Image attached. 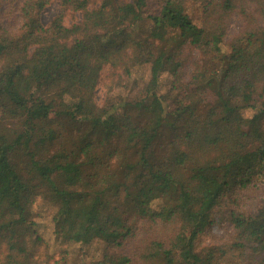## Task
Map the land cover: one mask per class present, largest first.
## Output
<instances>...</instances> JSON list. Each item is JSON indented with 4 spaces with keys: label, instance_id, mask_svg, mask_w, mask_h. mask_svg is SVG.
Segmentation results:
<instances>
[{
    "label": "trees",
    "instance_id": "1",
    "mask_svg": "<svg viewBox=\"0 0 264 264\" xmlns=\"http://www.w3.org/2000/svg\"><path fill=\"white\" fill-rule=\"evenodd\" d=\"M18 13L16 29L0 22V120L20 124L0 138V199L21 217L35 201L9 184L14 161L45 187L65 248L55 258L35 221L20 231L0 208V264H264V0H21ZM106 65V93L136 67L150 77L97 105ZM121 193L140 226L115 210ZM215 227L224 237L201 246Z\"/></svg>",
    "mask_w": 264,
    "mask_h": 264
},
{
    "label": "rangeland",
    "instance_id": "2",
    "mask_svg": "<svg viewBox=\"0 0 264 264\" xmlns=\"http://www.w3.org/2000/svg\"><path fill=\"white\" fill-rule=\"evenodd\" d=\"M21 0H1V8H0V22L7 29H16L20 24V16L18 13V5ZM129 1V0H127ZM130 3V2H129ZM126 4V6L121 10L120 16L124 17L131 10L130 4ZM193 3H190L192 6ZM189 11H192L188 8ZM57 12V4L55 2L49 4L44 8V10L40 13V21L43 24H48L50 20L53 18L54 14ZM193 13V12H192ZM69 22V18L67 19ZM240 29V19L237 16H233L229 23V30L227 40L236 34ZM190 65L187 66L186 71H190ZM110 72L111 68L106 65L102 68L100 72V77L98 84L96 86L94 92V100L97 105H102L105 98L107 96H122V95H137L140 89L146 84L147 80H149V66L136 67L133 69V72L127 82V87L125 88H116L111 91V93H106V85L110 82ZM168 78L165 76L162 77L161 82L159 84L160 94L164 93L169 84ZM20 130V124L18 122L12 120H0V138L2 135H5L6 132L10 135V137L14 138L16 133ZM11 174L9 176V184L14 185L13 174L16 177H19V180L24 185L25 191H22V199L20 203L24 204L25 201L30 200V194L34 196V202L31 204L30 211L24 215V217L19 215V211L16 210L11 205V197L7 196L3 199H0V208L5 209L9 213V217L14 225V227L20 231L23 228V220L28 221L32 220L36 222V231L39 236L43 238L46 242L50 252L54 254L55 258H59V253L64 250V244L60 243L58 239H56L55 235L52 231L51 226V214L53 210L46 204V200L44 191L45 187L41 183L36 182H28L22 176L21 169L16 162L10 163ZM73 177V172L71 170L67 171L65 174V178L70 180ZM30 205V203H29ZM152 207H157V204H152ZM247 207V206H244ZM114 208L118 214L123 216L127 220V222L131 225L140 226L143 220L136 215L134 212V206L130 199L124 194L121 193L119 199L115 202ZM224 225V224H222ZM225 227L219 228L215 227L207 233H204L200 236L199 243L201 246L216 244L220 241L225 234L223 231ZM100 245L97 243L96 245H91L86 251V257L90 258L91 256L97 255L99 251ZM130 248H128L129 250ZM69 250V249H68ZM131 250V249H130ZM127 251V250H126ZM70 253V252H69ZM130 253V252H129ZM71 254V253H70ZM69 259L78 260L79 254L78 252L75 254L69 255ZM137 260H135L132 264H137Z\"/></svg>",
    "mask_w": 264,
    "mask_h": 264
}]
</instances>
